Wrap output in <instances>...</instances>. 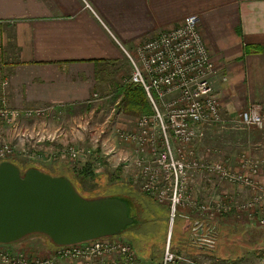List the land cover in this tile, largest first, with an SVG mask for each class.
Returning a JSON list of instances; mask_svg holds the SVG:
<instances>
[{"label": "crops", "instance_id": "0c3cea01", "mask_svg": "<svg viewBox=\"0 0 264 264\" xmlns=\"http://www.w3.org/2000/svg\"><path fill=\"white\" fill-rule=\"evenodd\" d=\"M190 15L199 17L216 65L213 92L222 109L230 108L234 101L237 115L260 104L264 117V53L245 51L248 46H264V0H0V65L9 68L5 78L8 105L19 109L56 106L66 111L78 104L103 101L119 91L120 82L123 85L129 74L122 46L133 53L143 42L182 24ZM247 130L255 131L247 138L252 142L261 138L257 146L264 148V126ZM57 138L48 142L50 146H41L46 148L45 154L59 146ZM8 140L22 146L16 132ZM203 141L197 153L213 145ZM263 157L264 151L259 158ZM48 161L35 164L38 169L47 164L55 170L53 176L65 177L55 175L64 165ZM195 177L197 197L212 204L223 199L214 187H202ZM257 177L264 183V164ZM234 193L222 191L224 200ZM238 197L246 199L240 192ZM180 210L187 212L183 207ZM210 226V242L190 247L201 261L264 264V224L258 219L234 211L205 225L207 234ZM152 260L157 259L144 254L140 261ZM236 260L239 262L234 263Z\"/></svg>", "mask_w": 264, "mask_h": 264}, {"label": "built area", "instance_id": "2783aa9c", "mask_svg": "<svg viewBox=\"0 0 264 264\" xmlns=\"http://www.w3.org/2000/svg\"><path fill=\"white\" fill-rule=\"evenodd\" d=\"M122 48L131 65L129 82L142 87L151 112L138 118L132 132L118 131L122 141L133 145L142 190L169 203L171 226L161 259L142 263L129 241L106 236L62 245L49 255H43L38 249L5 247L0 249V264H63L64 259L69 260L67 264H207L195 255L173 248L172 225L178 209L189 208L192 215L203 221L196 223L201 243H209L211 239L212 227L207 234L205 225L209 227L210 222L234 211L264 224V183L257 177L264 157L243 154L238 168L197 157V147L205 139L207 130L223 127L227 121L213 92L217 68L202 36L199 17L188 16L182 24L143 42L133 53ZM6 86V79L0 78V128L16 126L22 120L44 118L60 110L56 106L11 108ZM235 119L242 128L260 130L264 126L262 106L252 104L239 111ZM21 137L25 141L21 147L0 139V161H10L19 155L42 162L56 158L58 152L76 161L83 155L82 149L73 145L45 154L40 150L43 142L53 141L56 136L44 131L22 132ZM197 171L244 186L253 196L246 200L227 196V200L214 204L200 202L192 175ZM207 183L209 188L214 187L212 178L208 177Z\"/></svg>", "mask_w": 264, "mask_h": 264}, {"label": "rangeland", "instance_id": "374dc122", "mask_svg": "<svg viewBox=\"0 0 264 264\" xmlns=\"http://www.w3.org/2000/svg\"><path fill=\"white\" fill-rule=\"evenodd\" d=\"M127 62L130 66L129 74L123 80V85L120 82L119 91L108 98L99 102L94 101L93 103L71 106L66 111L60 109L56 114L44 118L22 120L16 126H3L0 128V139L9 141L8 137L16 132V139L18 141L21 140L22 145H25V141L21 137L22 132L29 133L44 128L46 134L52 132L58 137L59 146L55 150L60 151L68 145L81 148L83 155L76 161L68 160L66 157L60 156L58 152L53 161L60 162L65 166V169L58 170L55 175H62L61 173H63L86 199H99L116 195L128 197V201L135 206V218L137 216L138 224L128 227L113 237L129 241L140 260L144 254H149L152 258L157 259L152 261L157 262L161 259L158 258L160 254L162 257L166 246L171 226V211L168 202H161L154 195L142 190L140 169L135 164V155L132 153L133 145L122 141L119 135L118 130L125 132L135 130L138 118L142 114L151 112L147 98L144 101L146 107L144 105L140 106L141 104H134L132 106L130 100L126 101L125 89L130 85L129 80L131 76V65L128 59ZM8 75L9 68L6 69L1 63L0 78H6ZM233 107L234 101L231 103L230 108L222 109L224 119L230 121H226L223 127L207 130L208 133L203 144L211 143L213 145H208L207 149L206 147L204 149L201 148L200 153L197 154L199 159L209 162L218 161L238 168L243 154L250 155L253 158L261 157L264 148L257 146L262 141L261 138L259 137V141L257 137L253 142L251 138H247L248 134H252L255 131L242 128L237 121L235 122L237 115L236 111H233L237 109ZM32 142L30 141L31 144H33ZM48 142H52V140L46 139L43 142L45 147L50 146ZM26 144L29 143L26 142ZM45 147H42L40 150L46 151ZM2 161L5 160H1L0 162ZM45 161L50 162L44 160L42 163ZM10 162H16L22 167L19 168L23 173L29 168L38 167L34 161L19 155L10 158ZM85 167L91 169L92 174L96 177L95 181L82 173ZM41 169L51 175L55 173V170H52V167H48L47 164L41 166ZM192 175L194 177L197 175L195 178L202 184V187L207 186L208 177L212 178L213 189L223 199L222 191L228 190L235 192L234 197L239 192L246 199L253 196L252 192L250 196L248 192L250 190L246 187L222 181L214 175L209 176L201 171H197ZM207 188L209 187L207 186ZM197 198L200 202L207 201L200 197ZM186 209V213H182L180 209L176 213V218L173 220L172 225L173 239L171 243L174 249L194 255L190 248L194 246L191 244V235L193 234V229L197 226L198 220L196 217L190 218L189 214L191 212H189V208ZM228 215H231V213ZM219 239H221L220 235ZM22 243L25 244L22 245ZM59 246L62 245L55 244L49 235L42 232L28 234L18 240V242L0 243V249L5 247L38 249L44 253L43 255L51 254ZM235 258L237 257L235 256ZM68 262V259H64L63 264H67ZM236 262L239 261L236 260L234 263ZM232 263L233 261H231Z\"/></svg>", "mask_w": 264, "mask_h": 264}, {"label": "water", "instance_id": "95a60500", "mask_svg": "<svg viewBox=\"0 0 264 264\" xmlns=\"http://www.w3.org/2000/svg\"><path fill=\"white\" fill-rule=\"evenodd\" d=\"M130 201L118 196L86 199L64 176L38 168L24 173L0 162V243L42 232L57 245L114 236L138 224Z\"/></svg>", "mask_w": 264, "mask_h": 264}, {"label": "trees", "instance_id": "16d2710c", "mask_svg": "<svg viewBox=\"0 0 264 264\" xmlns=\"http://www.w3.org/2000/svg\"><path fill=\"white\" fill-rule=\"evenodd\" d=\"M245 51H246V53H264V46H248V47H246ZM125 90H126L125 91L126 92V101L130 100L131 102L130 101L129 102L132 103V106H134V104H137V105L141 104L140 106L144 105V107H146V103H144L146 95H145L141 86L130 83V85L127 86ZM14 163L17 164L16 162H14ZM17 166L20 167L18 164H17ZM20 168H22V167H20ZM82 173L85 176L90 177L91 180H93V181L96 180L95 175L92 174L93 172L91 171V169L89 167H85L83 169ZM116 196H118V195H116ZM118 197H121L123 199L128 198V197H124V196H118ZM133 207L135 209L134 204H133ZM134 212H135V210H134ZM134 216H135V213H134ZM136 218H137V216H136ZM200 223H202V222L200 221ZM198 230H199V227L197 225V226H195L193 234L191 235V244L194 246L199 245V244L202 245L201 240L198 238V236H199ZM208 232H209V230H208ZM172 239H173V237H172Z\"/></svg>", "mask_w": 264, "mask_h": 264}, {"label": "flooded vegetation", "instance_id": "af4514ba", "mask_svg": "<svg viewBox=\"0 0 264 264\" xmlns=\"http://www.w3.org/2000/svg\"><path fill=\"white\" fill-rule=\"evenodd\" d=\"M202 243H204V242H202Z\"/></svg>", "mask_w": 264, "mask_h": 264}]
</instances>
